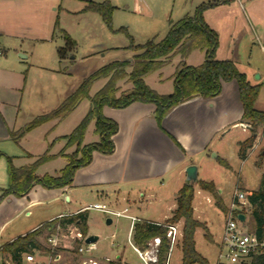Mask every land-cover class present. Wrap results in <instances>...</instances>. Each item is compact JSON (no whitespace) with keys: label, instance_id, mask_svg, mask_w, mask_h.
<instances>
[{"label":"rangeland","instance_id":"rangeland-1","mask_svg":"<svg viewBox=\"0 0 264 264\" xmlns=\"http://www.w3.org/2000/svg\"><path fill=\"white\" fill-rule=\"evenodd\" d=\"M101 1V0H87ZM211 0H111L115 6L111 25L103 20L96 12H85V0H48V5L39 7V12H30L29 15L17 20L7 19L0 24L4 27L5 35L0 36V58L6 66H20L24 71L27 81L26 90L21 100L20 120L29 119L33 115H40L55 109L61 102H57L59 93L74 91L88 75L97 69L117 60H132L139 52L128 49L132 36L136 44H145L149 40L161 41L169 32L173 23L178 22L185 15H193L196 8ZM245 4L241 8L238 2L226 7L213 8L204 13L212 24V28L218 33L220 53L229 59L236 60L241 72L247 73L253 84H259L260 94L256 108L264 111V0H240ZM59 18L60 27L66 30L77 42V49L69 58L61 61L57 54V48L65 45L61 33L55 32V22ZM54 38L51 40V35ZM50 38L49 41L44 39ZM218 46V47H219ZM5 51V54L3 52ZM205 54V51H202ZM2 55V56H1ZM26 55V58H23ZM206 58V54H205ZM178 58H174L169 66H174ZM6 60V61H5ZM199 60L190 62L198 64ZM58 75L52 69H60ZM166 82L160 89L173 86L170 77V69L164 70ZM159 74V73H157ZM153 75L148 83L154 87L157 75ZM105 80L94 84L91 95L94 94ZM147 83V82H146ZM119 92H126L132 88V83L127 79L119 83ZM175 87V86H174ZM153 89V88H152ZM72 93V92H71ZM89 99L80 107L79 111L67 121L59 122L58 133H70L75 127V121L86 110ZM250 127L249 124H247ZM264 128H260L258 135L259 147L248 154L243 160L232 143L222 144L227 161L231 168L219 164L214 158L216 152H212L202 163L199 169V179L213 181L220 191V195L226 205L231 204L235 192L246 190H258L264 174ZM242 137L248 133L238 131ZM96 133V132H95ZM257 142V143H258ZM91 142L88 144H92ZM67 144V142H66ZM83 145H87L85 141ZM75 145L64 148V152L72 155L76 152ZM79 157V156H78ZM262 158V167L257 163ZM198 181L192 182L195 186ZM196 188L194 199L195 217L207 224L208 230L198 229L195 235L197 250L207 257L211 264L216 263L220 254V242L223 234L225 215L219 209L207 192ZM175 187L169 185L163 192L164 199L155 197L142 198L137 196L127 205V215L136 216L141 220L164 221L165 215H170L172 204L175 202ZM109 208H111L106 202ZM88 204L87 207H90ZM126 206H120L115 210L123 211ZM111 218L113 223L108 225ZM182 229L184 220H180ZM131 221L126 217H116L109 213L88 209V233L96 235L99 240L97 248L92 253H80L78 249L87 244L79 238L74 239L71 232L76 233L73 225L72 231L65 230L62 237L69 240L68 247L59 248L53 246L48 240L50 235H44L40 241L46 246L58 247L61 258L58 262L49 264H84L90 259L102 264H113L117 260L121 264H143L142 260L133 248V240L128 237ZM211 234L210 236L207 234ZM183 238V237H182ZM121 258L116 259L117 255ZM10 256V264H15ZM24 256V255H23ZM8 257V255H7ZM105 257L111 261L106 262ZM180 246L174 251V264L181 262ZM9 258V257H8ZM52 258H54L52 256ZM53 261V260H52ZM8 264L0 256V264Z\"/></svg>","mask_w":264,"mask_h":264},{"label":"crops","instance_id":"crops-1","mask_svg":"<svg viewBox=\"0 0 264 264\" xmlns=\"http://www.w3.org/2000/svg\"><path fill=\"white\" fill-rule=\"evenodd\" d=\"M236 2L241 3L240 0H234L215 8L231 6ZM48 3V0H0V24L7 19L23 18L30 12L37 13L40 11L39 7L44 8ZM87 3L85 0V6ZM240 7L245 9L246 6L241 3ZM212 9H207L205 15ZM205 20L212 28L206 16ZM5 32L4 27H0V36H4ZM54 34L51 35V40ZM50 38L44 41H49ZM219 51L220 46L216 51L217 59L236 62ZM205 54L201 50L192 51L186 59V64L189 66L202 64L205 61ZM26 57L23 55V58ZM174 58H178L177 62L174 66H169ZM193 58L199 60V63H191ZM1 62L2 58H0V198L9 186L10 158L11 163L19 168L33 164L48 151L52 158L42 163L37 168L36 174L40 177L59 176L68 164V158L60 155L67 142L65 136L74 130L91 108V101L88 100V105L85 104L86 110L75 121V127L70 133H58L59 122L67 121L76 111H79L86 102L85 100L62 121H50L38 126L26 132L16 142L12 134L20 131L26 123L38 115L30 116L24 121L20 120V104L27 86L25 71L20 66H6ZM179 62V55L173 57L165 66L148 75L145 81L148 85L151 84L148 83L149 79L155 73H159L152 88L160 94H171L174 91V84L171 87L160 89L166 82L163 74H165V69H170V77L174 83V74ZM52 71L60 75L61 68L52 69ZM104 84L105 82L99 89ZM71 92L73 91L68 89V93H59L57 102H62ZM155 111L154 104L139 101L125 108L104 106V116L116 121L119 125L118 132L113 136L115 150L112 154L94 151L91 163L77 169L69 186L49 189L37 184L26 195L8 194L4 196L0 200V256L2 259L10 264L9 255L11 254L3 251V248L17 238L27 235L56 218L83 212L84 208L92 202H106L113 209L120 206L127 208V205L137 196L164 199L163 192L171 185L175 187L177 195L170 215H165L164 221L146 220L163 223L177 208L178 192L188 182L186 169L190 165L197 166L199 179L200 166L212 152H216L214 158L217 162L218 158L227 161V154L224 153L222 144L232 143L233 148L239 152V143L251 136L250 127L243 119L244 107L236 80L223 82L221 93L215 97L196 96L180 103L164 117L161 124L157 122ZM239 130L242 133L250 131V134L242 137ZM257 140L258 136L253 147L248 150V154L254 153L259 147ZM84 141L86 144L100 141V136L95 133V121L89 124ZM227 163L229 164L228 161ZM195 187L199 188V185ZM85 211L88 212V210ZM72 226L59 227L57 234L52 235L56 238L59 248L68 247L69 240H66V237L63 238L61 234L65 230H70ZM133 236L134 233L131 236L132 240ZM128 237L130 238V231ZM133 244L135 245L134 240ZM28 254H32L35 260L28 261L26 259ZM23 255L21 264H49L58 262L61 258L60 254L52 258V255L41 253L38 250ZM115 258H121V255L118 254ZM181 263L182 257L179 264Z\"/></svg>","mask_w":264,"mask_h":264},{"label":"trees","instance_id":"trees-1","mask_svg":"<svg viewBox=\"0 0 264 264\" xmlns=\"http://www.w3.org/2000/svg\"><path fill=\"white\" fill-rule=\"evenodd\" d=\"M233 1L211 0L201 4L196 8L193 15H186L172 24L167 35L159 42L153 39L145 44H136L133 37L129 36L130 45L128 49L139 51L132 60L113 61L97 69L84 78L80 85L63 99L55 109L34 117L20 131L13 133L12 138L18 142L26 132L50 121H62L83 100L89 99L91 101V108L88 113L74 130L65 136L67 140L66 147L75 145L77 149L72 155L66 154L63 151L64 149L60 152V155L68 158V164L60 175L40 177L36 174L37 168L52 158L48 151L33 164L19 168L11 163L12 159L10 158V182L0 200L8 194L26 195L37 184L49 189L69 186L77 169L91 163L94 151L112 154L115 150L113 136L118 132L119 125L116 121L104 116V106L125 108L137 101L152 103L156 106L157 122L161 124L164 117L180 103L196 96L215 97L221 93L223 82L232 80H236L239 84L240 97L244 107L243 119L245 123L250 125L251 130V136L239 143V155L245 160L248 156V150L254 145L260 128H264V111L256 108L261 87L259 84H252L247 75L240 71L236 62L216 58L219 36L204 17L207 9L229 4ZM114 10L115 6L111 0H101L88 2L83 11L96 12L102 16L106 24L111 25ZM56 31L61 33L65 41L64 46L57 48L58 57L63 61L75 52L77 42L66 30L60 27L59 18L55 22ZM194 50L205 51L206 58L198 66H189L186 64V59ZM177 55L180 56V62L174 74V91L171 94H160L146 83L145 78L165 66ZM123 79L131 82L132 88L118 94L120 89L118 83ZM100 80H105V84L94 95H91L93 85ZM92 121H95V132L100 136V141L83 145L87 128ZM218 162L222 166L230 168L227 161L218 158ZM257 165L262 166V158ZM198 185L201 190L212 196L219 209L224 213L228 211V207L214 182L200 180ZM245 192L251 204L249 228L262 238L264 237V174L261 187L258 190H246ZM195 193L194 183L187 182L178 192L177 208L164 223H175L181 219L184 220L183 238L180 243L181 264H211L207 257L202 255L196 247L195 235L197 230H208V227L205 222L195 217L193 207ZM67 225L76 226L85 236L88 233V212L83 211L47 222L38 229L6 245L3 251L11 254L15 264L22 263L24 253H33L35 250L56 257L59 248L44 245L40 238L46 234L50 236L57 234L59 227L64 228ZM207 235L212 240L211 234L208 233ZM156 236L162 238L160 258L164 260L168 252V241L166 227L162 224L146 220L137 223L133 240L136 246L145 249L148 242ZM113 264H121V261L117 260ZM245 264H264V254L253 257Z\"/></svg>","mask_w":264,"mask_h":264},{"label":"built area","instance_id":"built-area-1","mask_svg":"<svg viewBox=\"0 0 264 264\" xmlns=\"http://www.w3.org/2000/svg\"><path fill=\"white\" fill-rule=\"evenodd\" d=\"M88 209H96L106 213H109L116 217H126L131 220L130 237L133 235L135 226L138 222H141L135 216L127 215L128 209L123 211L109 208L105 203L96 202L90 207H85L83 211ZM251 204L247 198L246 192H235L233 200L228 207V211L224 213L225 224L223 234L221 237L220 254L216 263L213 264H245L253 257L264 254V237L260 238L255 232L249 228V214ZM240 214L245 215V220L240 219ZM166 227V238L168 241V252L166 258L161 260L160 249L162 245V238L156 236L152 238L145 249H140L133 244V248L142 260L143 264H174V251L176 247L181 243L183 237V229L181 222L175 223H158ZM76 227V226H75ZM76 233L72 236L82 240L84 243L86 237L76 227ZM72 231V228L70 229ZM69 230V231H70ZM53 246L57 245L56 238L51 236L48 240ZM87 244V243H86ZM97 248L96 243L87 244L86 249L81 246L78 251L80 253L87 252L92 253ZM28 261H34V256L28 254L26 256ZM106 262H110L111 259L106 257ZM84 264H102L101 262L90 259Z\"/></svg>","mask_w":264,"mask_h":264},{"label":"water","instance_id":"water-1","mask_svg":"<svg viewBox=\"0 0 264 264\" xmlns=\"http://www.w3.org/2000/svg\"><path fill=\"white\" fill-rule=\"evenodd\" d=\"M215 156V155H214ZM186 174H187V181L188 182H196L198 180V168L195 165H190L186 169ZM240 219L245 220V215L240 214ZM112 223V219L108 218L107 224L110 225ZM99 240V237L96 235H89L86 237L85 242L87 244H94Z\"/></svg>","mask_w":264,"mask_h":264}]
</instances>
